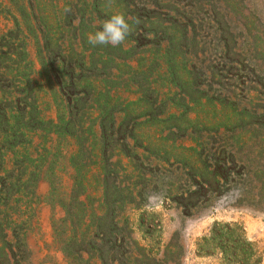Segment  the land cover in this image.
<instances>
[{
	"label": "rangeland",
	"instance_id": "374dc122",
	"mask_svg": "<svg viewBox=\"0 0 264 264\" xmlns=\"http://www.w3.org/2000/svg\"><path fill=\"white\" fill-rule=\"evenodd\" d=\"M216 223L264 264V0H0V263L221 264Z\"/></svg>",
	"mask_w": 264,
	"mask_h": 264
},
{
	"label": "trees",
	"instance_id": "16d2710c",
	"mask_svg": "<svg viewBox=\"0 0 264 264\" xmlns=\"http://www.w3.org/2000/svg\"><path fill=\"white\" fill-rule=\"evenodd\" d=\"M6 232H9L8 228L6 231H1L4 236L0 247V259L7 263L8 255L4 253L13 252L11 247L13 242L10 241ZM197 245L200 255H218L221 257V264H262L261 258L255 259L259 256V251L245 238L242 227L236 223L214 224L210 232L201 238Z\"/></svg>",
	"mask_w": 264,
	"mask_h": 264
},
{
	"label": "clouds",
	"instance_id": "9594fccd",
	"mask_svg": "<svg viewBox=\"0 0 264 264\" xmlns=\"http://www.w3.org/2000/svg\"><path fill=\"white\" fill-rule=\"evenodd\" d=\"M109 6H111L112 0H108ZM66 12L70 9H65ZM140 20L138 17H132L125 13H116L105 20L102 24L101 30H97L94 33L88 34V43L92 46H112L118 47L122 45L128 36H130L134 30V26L138 25ZM156 197L149 195L146 199L151 202Z\"/></svg>",
	"mask_w": 264,
	"mask_h": 264
}]
</instances>
